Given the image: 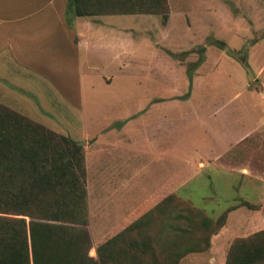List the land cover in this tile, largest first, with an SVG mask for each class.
Segmentation results:
<instances>
[{"label": "rangeland", "instance_id": "obj_1", "mask_svg": "<svg viewBox=\"0 0 264 264\" xmlns=\"http://www.w3.org/2000/svg\"><path fill=\"white\" fill-rule=\"evenodd\" d=\"M97 1V7L103 9L101 0ZM147 1L105 2H111L112 10L140 11L151 9ZM57 3L61 5L60 0ZM62 3L66 4V0ZM166 3L167 8L160 3L157 12L169 14L167 25L171 32L165 36L169 42L151 41L150 32L158 30L152 21L150 30L141 37L142 43L147 50L150 44L156 46L179 63L186 76L184 96L190 92L194 71L199 90L187 104L171 105L167 115L171 125L163 132L160 129L167 123L158 113H152L153 124L159 128L157 135L149 139L157 140L160 147L167 139L168 157H162L153 149L156 147L147 143L145 138L151 133L147 128L133 131L137 132L132 139L134 143L129 137L123 138L125 135L119 137V144H133L136 151L134 155L131 153L130 177L121 178L122 181L131 178L134 186L133 212L125 218L108 217L100 211L103 207L96 200L94 172L85 167L84 148L107 122L118 128L116 116L146 111L148 104H139L140 97L135 95L143 91L137 82L145 81L141 78L147 74L145 67L158 60V56L148 52L138 38L136 46L133 44L137 57L121 56L129 64L117 69L118 59L113 51L91 48L92 52L86 56L82 47L75 48L58 31L55 37L44 34L47 39L29 38L34 34L25 33L24 26L37 13L0 21V104L53 134L69 138L80 148L75 160L83 169L76 191L63 187L66 185L62 183L68 184V179L59 183L58 178L50 177L51 186L40 192L42 197L35 193L37 198L30 200L29 205L35 199L45 198L41 210L38 205L30 210L20 206L18 211L27 212L0 213V217L18 225L17 220L24 219L25 231L29 221L64 225L66 232L84 229V245L81 247L78 242L69 249L73 262L234 264L251 247L264 251V0H166ZM64 15L72 17L66 9ZM46 21L53 22L54 18ZM72 40L76 41L75 36ZM214 41L234 51L246 44L253 80L247 81L238 62ZM105 62L111 66L102 70L99 63ZM134 64L139 68H134ZM107 72L112 77L104 75ZM164 83L173 86L171 81ZM234 92L238 93L235 99L225 102ZM220 103L223 109L211 116L214 105ZM197 118L202 124L197 125ZM241 120L246 124L254 120V126L248 135L230 141L233 134L243 130ZM53 140L51 136L46 138L47 143L58 147ZM123 174L121 170L120 175ZM79 189L83 192L82 200L70 205L74 209H67L84 211V224L46 219L56 213L58 206L60 209L67 205L65 201L74 198L71 192L79 198ZM4 196L10 205L20 204L18 195ZM110 209L109 202L104 211ZM59 235L53 227L54 249L64 255L68 243L65 235L63 239ZM252 264H264V257Z\"/></svg>", "mask_w": 264, "mask_h": 264}, {"label": "crops", "instance_id": "obj_2", "mask_svg": "<svg viewBox=\"0 0 264 264\" xmlns=\"http://www.w3.org/2000/svg\"><path fill=\"white\" fill-rule=\"evenodd\" d=\"M1 2L0 21L3 22L8 19H13L14 15H17L18 18V15L28 17L31 16L30 13H37L38 16L27 22L24 26L25 33L32 31L34 34V36L29 35V38L41 37L42 39H47L44 34L51 33L53 34L52 37H55L54 33L58 31L63 35L66 41L68 40L72 44V46L75 48L82 47V49H84V55L86 56L92 52L89 50L91 48L113 51L118 59L115 65L117 69H121V67L129 64L127 63V58L125 57L122 59L121 56L137 57L138 51L136 47H133V44L136 46V40H138V38L140 39V44L147 50V47L142 43L141 37L145 35L146 31L150 30L148 26L149 23L151 26L153 25L152 21L156 22L158 30L157 32H150L152 36L151 41L157 43L166 40L169 42L168 39L165 38V36L169 35L171 32V29L167 25L169 21L168 13L163 22L160 16L149 13L94 14L66 18L64 15L66 4L62 3V0H60L61 5H58L57 0H13L6 2L1 0ZM32 2L36 5L33 6ZM29 8H33L34 10L29 12ZM49 17H53L54 21H46ZM145 25H147V27H145ZM173 33H175L174 30ZM19 35L21 36V34ZM74 36L76 38L75 42L72 40ZM147 51L154 52L155 55L158 56V60H155L153 64L151 63L149 66L145 67V74H147L141 77L145 78V81H143L144 83L137 82V85L139 84L141 88L143 87V91L135 92V95L140 97L139 104H148L146 111L141 113L136 112L134 115H128L126 113L124 116H116L118 117V125L120 126L117 128L114 123V125L110 126L111 124L107 122L105 127H102L99 132L95 133L96 138L84 148L86 149L84 154L86 170L92 169L94 172L93 180H96V200L99 201V204L103 207L100 211H103L102 213L108 217H130L133 212L131 211L132 207L134 206L132 203L133 200L131 201L133 197L132 189L134 187L131 185V178L128 180L124 179L123 181L122 179L123 177L126 178V176L128 177L129 175L130 177L131 175L130 168L133 162L131 153L133 154L136 152L134 151L135 146L129 143H127V145L119 144V137L125 135L123 138L129 137V141L134 143L132 139L137 132L133 131L137 130L141 132L143 131L142 129L147 128L151 130V133L149 132L148 136L145 138L147 143H151L152 147H156L153 149H157L162 157L165 155L168 157L170 147L169 143H167V139L162 143L161 147L156 143L157 140L154 139L151 142L149 139L151 136L157 135L159 128L153 124L152 113H158L161 118L164 119L163 121L167 123L160 129L163 132L171 125L167 117L168 109L172 107L171 105L187 104L195 98V94L199 90L198 77L194 74V71L191 74L190 92L187 96H184L186 76L179 63L152 44H150V49ZM109 64H112V62ZM87 65L91 66V63ZM99 65L102 70L103 68L111 66L108 65V62L99 63ZM200 66L201 63L198 67ZM134 68L138 69L139 67L134 64ZM214 68H212L208 74L212 72ZM104 75L112 77V74L109 72ZM165 80L173 83L172 88L164 83ZM104 81L108 83L105 79ZM237 94V92L232 93L231 97L225 100V102L230 99L232 100V98L235 99ZM223 103L214 105L210 112L211 116H216L219 111L223 109ZM256 120L258 121V118ZM241 121L244 123L243 130L236 132L237 134H233V136L229 138L230 141L235 142L240 140L244 135H248L254 126L252 125L254 120L248 122V124H246L244 120ZM202 122L200 118H197V125L200 123L202 124ZM161 134L163 135V133ZM162 141L161 139V142ZM134 158L133 156V160ZM126 168L129 169V172ZM106 169L107 171L105 172ZM121 170L124 173L123 176L120 175ZM109 171H111L110 174ZM108 175H111V177ZM109 202L111 203V209L109 211H104L106 204Z\"/></svg>", "mask_w": 264, "mask_h": 264}, {"label": "trees", "instance_id": "obj_3", "mask_svg": "<svg viewBox=\"0 0 264 264\" xmlns=\"http://www.w3.org/2000/svg\"><path fill=\"white\" fill-rule=\"evenodd\" d=\"M105 1L108 0L99 1L104 6L102 9L97 7L99 6L97 0H66L65 9L72 16L149 13L160 16L162 22L167 17V12L166 15L157 12L161 4H166L167 8L166 0H160L158 4L157 0H149L147 4L151 9L140 11L112 10L113 5H111V2ZM38 131H42L43 134H38ZM49 136L53 137V141L57 142L58 147L47 143L46 138ZM38 150L43 153H37ZM79 150L80 148L74 146L66 136L53 134L41 125L31 123L14 110L0 104V213H25L27 211H18V209L22 207L30 210L35 205L40 206L41 210L45 198L35 199L29 205L30 200L37 198L34 195L35 193L40 194L42 197L40 192H45L51 186L50 180H52V177L58 178L59 183L64 179H68L69 183H62L66 185L63 187L76 191V182L83 175L82 166L75 160ZM79 191V198L75 192H71L74 198L65 201L67 205L64 204L60 209L58 206L56 213L49 215L46 219L53 221L70 220L84 224V211H68L67 209V207H72L70 205H75L79 200H82V189H79ZM2 194H5L4 197L18 195L21 197L20 204L14 202L10 205L11 202H8L7 199L4 200ZM11 208L12 211H10ZM51 210L48 209L47 211ZM229 210L230 208L226 212ZM10 221V219L0 217V264H83L82 262L71 261L69 249L78 242L81 243V247L84 245V229L78 232H66L64 225H40L29 221L27 231H25L24 219L17 220L20 225L13 224ZM53 227H56L57 233L60 232V239H63L64 235L66 236L65 242L68 244L64 255L58 249H54L55 243L51 236ZM263 257L264 251L261 252L257 247H251L249 250L242 252L234 260V264H252L259 262Z\"/></svg>", "mask_w": 264, "mask_h": 264}, {"label": "water", "instance_id": "obj_4", "mask_svg": "<svg viewBox=\"0 0 264 264\" xmlns=\"http://www.w3.org/2000/svg\"><path fill=\"white\" fill-rule=\"evenodd\" d=\"M215 44L220 46V48L225 52L228 56L233 58L235 61L238 62V64L241 66V68L244 70L247 81H251L254 78V74L250 68V66L247 63V45H242V47L239 50H231L226 44L220 42V41H214ZM80 144V143H76Z\"/></svg>", "mask_w": 264, "mask_h": 264}]
</instances>
